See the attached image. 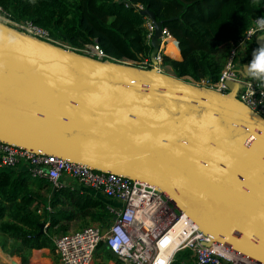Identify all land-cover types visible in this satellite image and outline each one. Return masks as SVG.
Masks as SVG:
<instances>
[{
    "label": "water",
    "instance_id": "95a60500",
    "mask_svg": "<svg viewBox=\"0 0 264 264\" xmlns=\"http://www.w3.org/2000/svg\"><path fill=\"white\" fill-rule=\"evenodd\" d=\"M139 13L152 25L148 67L0 21V141L152 185L203 244L264 264V117L236 97L238 81L224 79L221 91L157 68L161 20ZM253 42L259 48L264 31ZM250 65L233 71L245 78Z\"/></svg>",
    "mask_w": 264,
    "mask_h": 264
},
{
    "label": "trees",
    "instance_id": "16d2710c",
    "mask_svg": "<svg viewBox=\"0 0 264 264\" xmlns=\"http://www.w3.org/2000/svg\"><path fill=\"white\" fill-rule=\"evenodd\" d=\"M0 6L11 19L30 20L72 47L96 42L106 55L130 60L148 57L147 18L139 6L147 8L168 32L167 47H173L172 40L178 48L175 57L169 56L175 50L161 53V65H169L178 77L209 83L217 80L230 42L242 36L252 18L264 17V0H0ZM243 54L253 56V41L245 43ZM51 190L47 180L30 176L23 164L0 165L2 251H13L24 261L32 248L52 251V237L70 224L80 229L110 222L103 198L64 185ZM98 245L107 258L104 244ZM9 258L19 264L16 257ZM191 261L189 250L181 249L170 264Z\"/></svg>",
    "mask_w": 264,
    "mask_h": 264
},
{
    "label": "built area",
    "instance_id": "2783aa9c",
    "mask_svg": "<svg viewBox=\"0 0 264 264\" xmlns=\"http://www.w3.org/2000/svg\"><path fill=\"white\" fill-rule=\"evenodd\" d=\"M259 18L264 17L252 18L242 36L230 42L216 81L209 83L203 79L194 81L189 77L186 78L221 91L226 90L224 79L238 81L241 87L236 90V97L264 117V72H253L245 78H240L233 71L236 68L238 51L244 48L246 42L253 41L256 34L264 31L257 25ZM0 21L66 49H73L99 59L108 58L140 67L151 65L148 57L130 60L108 56L96 42L82 47H72L49 37L44 29L30 20L11 19L1 6ZM145 26L149 38L152 25L148 19ZM166 37H169V34L164 27H161L159 37L161 49L155 55L156 66L159 69L160 54L166 53L164 51ZM19 164L26 167L30 176L44 178L54 189L61 186L60 175L66 174L78 183L121 202L119 207H109L112 218L102 233L101 227L93 223L53 236V251L57 256L58 264H91L94 250L99 242H103L118 259L129 264H170L176 252L181 249L189 250L191 264H261L219 243L203 244L207 238L197 226L164 193L152 185L108 171L92 170L79 162L0 141V165Z\"/></svg>",
    "mask_w": 264,
    "mask_h": 264
},
{
    "label": "crops",
    "instance_id": "0c3cea01",
    "mask_svg": "<svg viewBox=\"0 0 264 264\" xmlns=\"http://www.w3.org/2000/svg\"><path fill=\"white\" fill-rule=\"evenodd\" d=\"M165 41L168 42L166 38H165ZM171 42H172L173 47L172 48H168L167 47V49L168 50H175L174 55H169L171 57H175L177 55V53H178V48H177V45H176L175 41L173 42L171 40ZM167 46H168V44H167ZM256 49H258V47L253 42V55H254ZM243 52H244V48L238 51V54H237V57H236V68H240L243 63L252 62L253 56L245 57ZM159 67H160V70H164L166 72H171V69H170L169 65H163V66L160 65ZM252 73H253L252 71L249 72V74H252ZM19 165H21V164H19ZM59 180H60V183H61L62 186L64 185L65 187H69V188L75 187V188H78V189H81V190H86V191H88L90 193H93V194L103 198L109 204V207L110 206L111 207H119L121 205V202L119 200L107 197L104 194H102L101 192H98V191H95V190H91L92 188H90L88 186H84V185L78 183L77 181H75L74 179L70 178L66 174H61L60 177H59ZM70 226H73V227H70ZM72 229L74 230V225L70 224L68 230H72ZM104 246H105V244H104ZM105 248H106V246H105ZM0 251L3 252L1 249H0ZM106 251H107V253L109 255L107 258H106V255H105L102 247L97 244V246H96V248L94 250V253H93V259H92V263L91 264H129L126 261H123V260L118 259L117 257L111 256L109 254V251H108L107 248H106ZM53 253H54V251L53 250L50 251L47 247L32 248V249H30V253H29V256L27 258L28 259V263L27 264H29V261L31 262L30 264L35 263L38 258L41 259V261H42L41 263L42 264H47V263L58 264L57 256H56L55 253L53 255V257H54L53 262H52V260L50 258ZM17 258H19V257H17ZM32 258H34L33 261H32ZM44 260H46V262H44ZM9 263H10V261H9Z\"/></svg>",
    "mask_w": 264,
    "mask_h": 264
},
{
    "label": "clouds",
    "instance_id": "9594fccd",
    "mask_svg": "<svg viewBox=\"0 0 264 264\" xmlns=\"http://www.w3.org/2000/svg\"><path fill=\"white\" fill-rule=\"evenodd\" d=\"M257 25L259 29L264 30V18H259L257 20ZM250 68L253 71L264 72V42H262L261 46L255 50Z\"/></svg>",
    "mask_w": 264,
    "mask_h": 264
},
{
    "label": "rangeland",
    "instance_id": "374dc122",
    "mask_svg": "<svg viewBox=\"0 0 264 264\" xmlns=\"http://www.w3.org/2000/svg\"><path fill=\"white\" fill-rule=\"evenodd\" d=\"M161 47V46H160ZM159 47V48H160ZM165 54H167V53H165ZM168 55V54H167ZM163 66V65H162ZM253 72V71H252ZM70 227H73V226H70ZM73 230V229H72ZM14 255V254H13ZM53 255H54V253L51 255V260H52V262H53V259H54V257H53ZM50 256V255H49ZM14 257H16V256H14ZM12 259H13V257H12ZM16 260H18V262H20V260H19V258H15ZM9 260H10V258H9V256H8V252H1L0 251V264H10L9 263ZM34 260V258H32V261ZM42 261H41V259H37L36 260V262L35 263H32V264H42L41 263ZM44 262H46V260H44ZM31 262L29 261V264H30ZM47 264H51V263H47Z\"/></svg>",
    "mask_w": 264,
    "mask_h": 264
},
{
    "label": "bare ground",
    "instance_id": "6f19581e",
    "mask_svg": "<svg viewBox=\"0 0 264 264\" xmlns=\"http://www.w3.org/2000/svg\"><path fill=\"white\" fill-rule=\"evenodd\" d=\"M167 38H170V36H169V37H166V39H167ZM165 44H166V45L164 46V51H165V50H168V49H167V44H168V43H167L166 41H165ZM13 256H15V255H12V256H10V257H13Z\"/></svg>",
    "mask_w": 264,
    "mask_h": 264
}]
</instances>
